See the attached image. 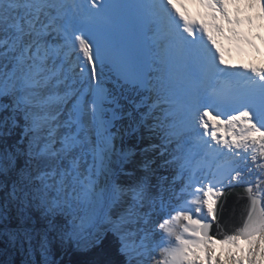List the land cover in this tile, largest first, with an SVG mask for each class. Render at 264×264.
I'll return each instance as SVG.
<instances>
[{
	"label": "snow or ice",
	"instance_id": "1",
	"mask_svg": "<svg viewBox=\"0 0 264 264\" xmlns=\"http://www.w3.org/2000/svg\"><path fill=\"white\" fill-rule=\"evenodd\" d=\"M200 3L213 23L190 19L180 0H0V237L27 245L25 264L37 252L60 264L54 242L83 250L105 233L117 259L93 264H223L216 243L228 264H264V69L221 67L215 13L239 20L224 0ZM129 8L147 21V55L120 37ZM125 138L159 140L141 149L140 172L125 167L136 163L117 146ZM236 188L246 218L217 241L210 229Z\"/></svg>",
	"mask_w": 264,
	"mask_h": 264
},
{
	"label": "bare ground",
	"instance_id": "2",
	"mask_svg": "<svg viewBox=\"0 0 264 264\" xmlns=\"http://www.w3.org/2000/svg\"><path fill=\"white\" fill-rule=\"evenodd\" d=\"M192 1V0H190ZM235 3V4H234ZM264 3V0H224V5L227 9V15L228 18L236 17V20H239V23L235 24H229L227 20H224L223 17L217 12L215 13L216 20L215 23L219 25L222 29V32L220 34L213 33L215 36L218 44L221 46L224 52V59L227 61V63H235L236 65H241L245 66L246 70H249L251 68H261L264 69V65L260 63V61L255 60V61H250L246 62L245 60L241 59H235L236 55V50L234 51V45L230 41L226 39V37L223 35V30L226 28H230L231 31L234 29V31L240 26L242 21H247V20H254L258 19V17H261V4ZM252 5L251 7L249 5ZM200 16H199V21L207 22L209 24L213 23L211 19V15L209 14L211 10L203 7L200 4ZM221 17V19H219ZM206 39V37H205ZM106 77H107V82L110 85V88L113 86V81L114 79L111 78L109 70L106 68L105 69ZM251 74V73H249ZM145 136H147V133H145ZM149 143H159V140L156 138H153L151 141L148 139H145L143 141H137L136 139H129L125 138L123 144L120 143V141H117V146L118 147H123L125 149H132L136 155L134 157L135 160V165H126V169L132 170L133 167H135L137 172H140L141 169L139 167L140 162L145 158L141 154V149L144 147H147ZM128 147V148H127ZM148 159H155L156 162L160 163L162 162L161 158H159L155 153L149 152L147 154ZM166 174L171 178L172 174V169L164 170ZM157 218H159V215H157ZM210 218V217H209ZM156 219V216L152 217V223ZM160 219H158L159 221ZM211 220V219H209ZM157 222V221H156ZM186 223V222H185ZM160 229L158 231V236L160 234ZM185 238H188L187 234H185ZM214 238V237H213ZM246 247L245 254L247 251V245L246 243L244 244ZM155 258L160 257V252L157 251L155 254ZM197 264H201V262H198Z\"/></svg>",
	"mask_w": 264,
	"mask_h": 264
},
{
	"label": "trees",
	"instance_id": "3",
	"mask_svg": "<svg viewBox=\"0 0 264 264\" xmlns=\"http://www.w3.org/2000/svg\"><path fill=\"white\" fill-rule=\"evenodd\" d=\"M61 223L65 221L61 218ZM15 227V224L11 225ZM31 226V225H30ZM45 223L43 221H39L35 224L37 229L41 227H45ZM39 240L37 236L36 244ZM53 252L55 253V259L60 262V264H93L94 261L100 259H112L116 251V244L111 235V233H106L102 239L93 247L87 248L85 250H76L74 245L71 243L64 245L63 247L60 245L58 241L53 243ZM15 264H21L24 259V255L20 254L19 251L15 252ZM36 260L40 261L39 253H36Z\"/></svg>",
	"mask_w": 264,
	"mask_h": 264
},
{
	"label": "water",
	"instance_id": "4",
	"mask_svg": "<svg viewBox=\"0 0 264 264\" xmlns=\"http://www.w3.org/2000/svg\"><path fill=\"white\" fill-rule=\"evenodd\" d=\"M246 205L247 197L244 195L243 189L236 188L233 190L224 205V211L219 220V230L216 227V222H213L209 234L220 240L224 235H231L236 229L242 227L243 219L246 218V216H242V213H245Z\"/></svg>",
	"mask_w": 264,
	"mask_h": 264
},
{
	"label": "rangeland",
	"instance_id": "5",
	"mask_svg": "<svg viewBox=\"0 0 264 264\" xmlns=\"http://www.w3.org/2000/svg\"><path fill=\"white\" fill-rule=\"evenodd\" d=\"M219 19H221V17L219 18ZM128 148V147H127ZM160 165V163H158V162H156L155 164H153V168H158V166ZM158 174H160V175H167L166 174V172L164 171V169H159L158 168ZM168 176V175H167ZM174 214V213H173ZM157 215H159V218H157ZM154 216H156V219L154 220V222L151 224V228L155 231V233H157V239H159V236H158V231H159V228H158V224L160 223V222H162V220L164 219V218H166V216H165V214L164 213H162V212H157ZM153 216V217H154ZM69 219H70V217H69ZM158 219H160L159 221H158ZM157 221V222H156ZM106 234V233H105ZM104 234V235H105ZM103 235V236H104ZM102 236V237H103ZM6 237H0V264H4V261L5 260H8V259H11V261H12V264H15V259H14V257H15V252L16 251H19L20 252V254H22V255H24V259H23V261L21 262V264H25V260H26V248H27V245H25V252H21L20 250H19V247L17 246L16 248H9V245L7 244V242H6ZM102 239V238H101ZM100 239V240H101ZM216 240V239H215ZM238 244H239V247L240 248H243V249H245L246 250V247H245V242L243 241V240H241V241H239L238 242ZM74 248L76 249V250H82V249H77L75 246H74ZM228 248H229V246H224V248L222 249L221 248V245L219 244V243H216L215 245H214V255H216V257L218 258V259H220L221 261H223V264H228V261H227V253H228ZM5 249H9V253L8 254H5L4 253V250ZM83 250H85V249H83ZM231 251H232V253L236 256V257H241V253L235 248V247H232V249H231ZM201 256L203 257V253H201ZM113 258H114V260L115 259H117V254H116V252H115V254H114V256H113ZM37 261V260H36ZM198 262H200V261H198ZM197 262V263H198ZM37 264H39V262L37 261Z\"/></svg>",
	"mask_w": 264,
	"mask_h": 264
}]
</instances>
